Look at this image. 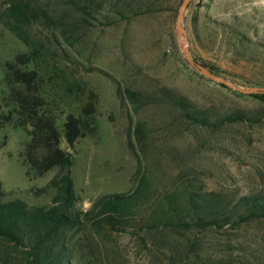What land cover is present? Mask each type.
Returning <instances> with one entry per match:
<instances>
[{
  "label": "rangeland",
  "instance_id": "rangeland-1",
  "mask_svg": "<svg viewBox=\"0 0 264 264\" xmlns=\"http://www.w3.org/2000/svg\"><path fill=\"white\" fill-rule=\"evenodd\" d=\"M32 1L61 24L31 28V34L50 54L59 76L58 83L46 81L45 111L58 123L69 113L77 114L78 104L71 94L67 95V86L76 83L82 86L83 100L90 92L97 99V134L80 139L73 148L61 142V148L73 156L71 174L80 209L87 210L100 196L133 188L131 177L137 160L127 148L126 133L136 121L144 125L146 136L133 145L152 188L166 190L179 172L188 179L207 177L219 191L235 199L252 192L264 193V104L250 95L237 96L188 66L176 38L180 0H157L167 10L112 26L93 21L94 26L71 34L68 29L78 14L70 12L67 0ZM192 17L196 35L192 33ZM184 28L192 57L242 78H226L240 87H253L247 82L264 87V0H191L184 14ZM238 35L243 36V43L237 41ZM27 51L0 24V114L12 110L15 93L22 91L7 78V63ZM62 83L67 85L62 88ZM161 86L221 113L241 109L262 118L256 123H236L213 131L179 121L178 113L167 107L148 104L134 110L128 101L120 103L117 97L118 89L121 94L126 89L152 93ZM15 122L0 120L4 200L47 206L54 191H39L46 188L55 171L43 179L27 178L19 156L28 137ZM134 232L105 233L101 254L109 264H169L170 258L174 264H264V223L260 221L175 235L184 246L195 242V258L190 256L183 263L172 253L169 257L162 255L156 247L159 243L150 235L145 236L149 250Z\"/></svg>",
  "mask_w": 264,
  "mask_h": 264
},
{
  "label": "trees",
  "instance_id": "trees-1",
  "mask_svg": "<svg viewBox=\"0 0 264 264\" xmlns=\"http://www.w3.org/2000/svg\"><path fill=\"white\" fill-rule=\"evenodd\" d=\"M2 3L0 24L28 51L7 63V78L22 91L15 93L12 110L0 114V120L9 123L15 119L16 127L23 129L28 137L19 157L30 181L43 179L53 171L55 174L46 188L39 191H54L47 206H31L20 199L5 201L0 183V264H109L101 254L105 233H120L127 229L134 230L149 250L150 242L145 236L150 235L159 243L158 246L151 244V247L156 246L167 257L172 253L179 263H183L190 256L195 258V242L184 246L175 235L221 230L228 225L235 227L252 221L264 223L262 192L235 199L219 191L207 177L188 179L179 172L175 174L176 181L166 190L161 192L152 188L133 145L134 141L140 144L146 136L140 121L126 133L127 148L137 160L131 177L133 188L126 193L100 196L87 210L80 209V197L71 174L73 156L61 148V142L73 148L80 139L97 134L96 95L90 92L83 100L82 86L78 83L69 85L67 95L71 94L78 104L77 114L69 113L58 123L55 116L45 111L46 81L58 83L59 76L50 54L43 43L36 40V35L31 34V28L38 24L55 28L61 24L46 8L32 0H3ZM67 5L71 13L78 14L71 22L69 34L78 29L87 30L94 26L93 21L112 26L167 10L157 0H67ZM191 26L196 35L194 17ZM242 37L238 35L239 43H243ZM193 58L218 76L242 81L216 65ZM247 84L262 86L256 82ZM66 85L62 83L61 87ZM232 93L242 96L238 92ZM250 96L264 104V94ZM117 97L120 103L128 101L134 110L148 104L167 107L178 113L179 121L213 131L236 123H256L262 118L260 114L251 115L241 109L221 113L163 86L152 93L126 89L121 94L118 89ZM168 260L169 264H174L173 258Z\"/></svg>",
  "mask_w": 264,
  "mask_h": 264
},
{
  "label": "water",
  "instance_id": "water-1",
  "mask_svg": "<svg viewBox=\"0 0 264 264\" xmlns=\"http://www.w3.org/2000/svg\"><path fill=\"white\" fill-rule=\"evenodd\" d=\"M190 1L191 0H182L178 8V14H177L176 23H175L177 42L179 44L182 57L186 61L188 66L194 69L200 76L208 79L209 81L213 83L223 85L226 88H229L230 90L234 92H238L243 95L264 94V87H257V86L248 87V88L240 87L236 85L234 82H232L231 80H228L226 78H223L221 76H218L212 73L210 70H208L202 64L198 63L191 56V53L189 51L188 36L184 28V14L186 12V9Z\"/></svg>",
  "mask_w": 264,
  "mask_h": 264
}]
</instances>
